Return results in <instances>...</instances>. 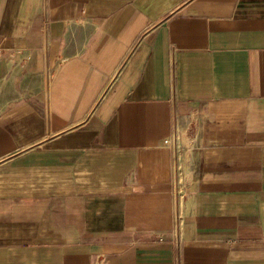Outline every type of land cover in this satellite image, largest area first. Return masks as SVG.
I'll return each instance as SVG.
<instances>
[{
	"label": "crops",
	"instance_id": "1",
	"mask_svg": "<svg viewBox=\"0 0 264 264\" xmlns=\"http://www.w3.org/2000/svg\"><path fill=\"white\" fill-rule=\"evenodd\" d=\"M0 264H264V0H0Z\"/></svg>",
	"mask_w": 264,
	"mask_h": 264
},
{
	"label": "built area",
	"instance_id": "2",
	"mask_svg": "<svg viewBox=\"0 0 264 264\" xmlns=\"http://www.w3.org/2000/svg\"><path fill=\"white\" fill-rule=\"evenodd\" d=\"M164 144L168 146L172 154L173 167V192L179 201L187 193L188 183L184 175V166L182 164V145L179 131L175 128L172 134L164 139Z\"/></svg>",
	"mask_w": 264,
	"mask_h": 264
}]
</instances>
